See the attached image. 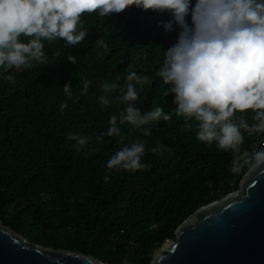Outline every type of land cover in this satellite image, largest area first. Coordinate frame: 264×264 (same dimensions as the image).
Wrapping results in <instances>:
<instances>
[{
	"label": "trees",
	"instance_id": "obj_1",
	"mask_svg": "<svg viewBox=\"0 0 264 264\" xmlns=\"http://www.w3.org/2000/svg\"><path fill=\"white\" fill-rule=\"evenodd\" d=\"M170 19L166 12L135 6L110 17L85 13L89 34L80 44L51 42L44 61L0 72V219L7 226L45 247L77 250L110 264H148L200 207L239 189L250 167L233 173V164L264 143V135H245L240 152L196 140L195 126L175 114L174 94L165 97L167 86L156 76L164 51L178 38L177 25L171 32L162 26ZM100 38L107 50L97 47ZM132 71L152 81L136 106L147 112L155 104L172 118L152 122L150 136L127 123L119 136H108L110 118L126 105L101 85L123 86ZM84 80L89 89L82 95ZM69 81L71 98L63 91ZM105 95L110 103L101 105ZM73 133L89 140L86 149L76 150L68 139ZM140 139L146 141L142 160L149 169L107 168L113 154Z\"/></svg>",
	"mask_w": 264,
	"mask_h": 264
},
{
	"label": "clouds",
	"instance_id": "obj_2",
	"mask_svg": "<svg viewBox=\"0 0 264 264\" xmlns=\"http://www.w3.org/2000/svg\"><path fill=\"white\" fill-rule=\"evenodd\" d=\"M131 6L166 12L171 19L161 22L165 30L173 31L174 24L179 28L177 41L164 51L156 76L167 86L163 95L174 94L175 114L188 127L195 126L198 142L240 152L245 135H264V0H195L194 4L193 0H0V72L28 69L44 61L51 42L80 44L89 34L85 13L110 17ZM96 45L109 47L103 38ZM67 59L76 63L74 56ZM82 83L85 95L89 81ZM151 83L149 75L132 71L123 86L101 85L105 94L118 92L116 102L126 105L119 117L110 118L106 135L119 136L120 126L127 123L150 136L152 122L171 120L161 106L153 104L147 112L136 106L145 85ZM72 87L70 81L63 86L69 98ZM109 103L107 95L100 98L101 105ZM66 107L62 103L60 111ZM68 139L75 141L77 151L89 144L75 133ZM150 151L156 153L157 148ZM145 152L146 141L136 140L113 154L107 168L131 173L149 169L151 165L142 160ZM244 166L264 173V143L244 152L234 162L233 173ZM108 180L106 175L105 183Z\"/></svg>",
	"mask_w": 264,
	"mask_h": 264
},
{
	"label": "water",
	"instance_id": "obj_3",
	"mask_svg": "<svg viewBox=\"0 0 264 264\" xmlns=\"http://www.w3.org/2000/svg\"><path fill=\"white\" fill-rule=\"evenodd\" d=\"M0 264H110L34 243L0 219ZM150 264H264V173L250 168L238 190L200 207Z\"/></svg>",
	"mask_w": 264,
	"mask_h": 264
},
{
	"label": "rangeland",
	"instance_id": "obj_4",
	"mask_svg": "<svg viewBox=\"0 0 264 264\" xmlns=\"http://www.w3.org/2000/svg\"><path fill=\"white\" fill-rule=\"evenodd\" d=\"M224 196H225V195H223V196L220 197L219 199L223 198ZM217 200H218V199H217ZM169 240H172V239H167V240L165 241V243H164L161 247H159V248L156 249L155 253L153 254L152 260L155 258V256H156L158 253H161V252L165 251V246H167V242H169ZM162 247H164V248H162ZM152 260H151L148 264H150V263L152 262ZM123 264H131V263L125 261Z\"/></svg>",
	"mask_w": 264,
	"mask_h": 264
},
{
	"label": "bare ground",
	"instance_id": "obj_5",
	"mask_svg": "<svg viewBox=\"0 0 264 264\" xmlns=\"http://www.w3.org/2000/svg\"><path fill=\"white\" fill-rule=\"evenodd\" d=\"M169 245V242H167V246ZM167 246H165V250H167ZM162 248H164V247H162Z\"/></svg>",
	"mask_w": 264,
	"mask_h": 264
},
{
	"label": "built area",
	"instance_id": "obj_6",
	"mask_svg": "<svg viewBox=\"0 0 264 264\" xmlns=\"http://www.w3.org/2000/svg\"><path fill=\"white\" fill-rule=\"evenodd\" d=\"M254 151H255V149H254Z\"/></svg>",
	"mask_w": 264,
	"mask_h": 264
}]
</instances>
